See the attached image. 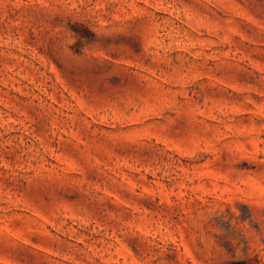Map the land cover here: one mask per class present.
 I'll use <instances>...</instances> for the list:
<instances>
[{
    "label": "rangeland",
    "instance_id": "374dc122",
    "mask_svg": "<svg viewBox=\"0 0 264 264\" xmlns=\"http://www.w3.org/2000/svg\"><path fill=\"white\" fill-rule=\"evenodd\" d=\"M0 264H264V0H0Z\"/></svg>",
    "mask_w": 264,
    "mask_h": 264
}]
</instances>
